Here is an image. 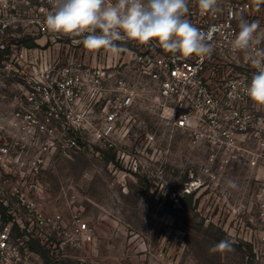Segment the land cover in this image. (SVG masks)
Returning <instances> with one entry per match:
<instances>
[{"label": "rangeland", "instance_id": "1", "mask_svg": "<svg viewBox=\"0 0 264 264\" xmlns=\"http://www.w3.org/2000/svg\"><path fill=\"white\" fill-rule=\"evenodd\" d=\"M34 34L32 27L11 28L4 50L42 45L57 57L56 65L67 63L76 37L49 31L48 41L40 42L41 36ZM33 91L0 63V99H16L12 106L0 104L6 112L0 114V210L7 209L5 217L0 215V229L10 223L12 243L29 241L30 251L40 256L30 264L250 263L249 241L264 237L257 205L261 183L251 169L234 164L219 181H208L203 173L206 152L161 117L160 104L152 97L154 102L139 101L128 111L116 150L90 141L85 150L67 158L63 153L70 151L73 133L61 130L56 135L58 151L35 171L32 162L39 143L27 134L26 124L15 127L12 120L25 102L24 94ZM60 105L62 123L72 129L78 114L90 115L88 103L82 110L63 99ZM230 179L237 189L228 187ZM31 184L44 191L37 199L44 211L64 217L65 228L48 232L42 243L36 236L26 238L29 213L14 192ZM75 214L89 225L94 242L76 245ZM224 239L234 241L232 250L210 251Z\"/></svg>", "mask_w": 264, "mask_h": 264}, {"label": "built area", "instance_id": "2", "mask_svg": "<svg viewBox=\"0 0 264 264\" xmlns=\"http://www.w3.org/2000/svg\"><path fill=\"white\" fill-rule=\"evenodd\" d=\"M188 7L187 18L195 26L204 31L213 26L217 29L210 56L184 58L154 43L136 42L124 44L127 50L121 53L92 51L77 43L82 38L76 37L67 63L59 67L55 64L57 57L38 41L41 47L10 51H5L3 44L11 28L32 27L34 35L46 39L50 30L44 20L51 9L49 0H0V51L7 52L3 66L37 90L24 94L25 102L12 114L13 124H26L27 134L39 143V154L32 162L38 171L44 158L58 151L56 135L61 130L73 133L68 141L70 151L63 153L67 158L85 150L90 141L99 148L116 150L122 142L126 114L133 105L158 100L161 117L174 130L189 136L193 147L206 152L203 173L208 181H219L234 164L255 173L254 179L261 183L257 205L264 226V107L254 104L245 92L255 70L243 55L228 47L241 17L259 20L264 27V4L257 7V0H222V11L216 15H202L197 0H189ZM62 99L80 110L88 103L90 115L78 114L72 129L67 122L62 123ZM198 181L202 183L200 178ZM196 183L191 182L186 193L190 194ZM14 192L29 213L24 227L26 238L36 236L42 243L48 232L59 233L65 228L61 213L49 215L37 202L44 195L39 184ZM72 220L76 245L94 242L89 225L78 214ZM28 243H12V224L4 225L0 229V264L39 260ZM249 243L253 246L249 264H264V237Z\"/></svg>", "mask_w": 264, "mask_h": 264}, {"label": "clouds", "instance_id": "3", "mask_svg": "<svg viewBox=\"0 0 264 264\" xmlns=\"http://www.w3.org/2000/svg\"><path fill=\"white\" fill-rule=\"evenodd\" d=\"M222 0H197L201 14L222 11ZM44 23L53 33L81 37L77 43L92 51L108 49L121 53L128 42L156 44L165 52L184 58H204L214 51L215 26L207 31L188 18L189 0H49ZM264 0H257V7ZM231 52L243 55L251 68L245 92L256 105L264 107V27L259 20L240 18L238 31L228 40ZM228 187L237 189L234 180ZM234 241L224 239L211 252L230 251Z\"/></svg>", "mask_w": 264, "mask_h": 264}, {"label": "crops", "instance_id": "4", "mask_svg": "<svg viewBox=\"0 0 264 264\" xmlns=\"http://www.w3.org/2000/svg\"><path fill=\"white\" fill-rule=\"evenodd\" d=\"M48 41V39H45V38H42V39H40V42L41 41ZM4 58V57H3ZM3 58H2V60H0V63H2V61H3ZM0 97H2V95L0 96ZM4 96H3V98L2 99H0V104H6V103H10L9 104V106H12V105H14V103H16V99H12V97H8V100L7 101H5L4 100ZM10 108V107H9ZM1 109H2V107H0V114H5L6 112H3V111H1ZM10 114V113H9Z\"/></svg>", "mask_w": 264, "mask_h": 264}, {"label": "trees", "instance_id": "5", "mask_svg": "<svg viewBox=\"0 0 264 264\" xmlns=\"http://www.w3.org/2000/svg\"><path fill=\"white\" fill-rule=\"evenodd\" d=\"M32 46L35 47L36 45L33 44ZM6 54H7V52H5V51H0V60H2V58H3L4 55H6ZM6 211H7V209H6L5 207L2 206V208H1V210H0V215H2L3 217H5V216H6Z\"/></svg>", "mask_w": 264, "mask_h": 264}]
</instances>
